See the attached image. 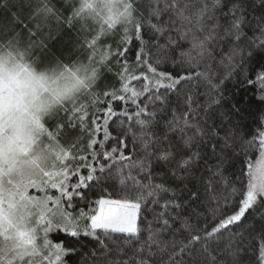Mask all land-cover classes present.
I'll return each mask as SVG.
<instances>
[{
    "label": "trees",
    "instance_id": "trees-1",
    "mask_svg": "<svg viewBox=\"0 0 264 264\" xmlns=\"http://www.w3.org/2000/svg\"><path fill=\"white\" fill-rule=\"evenodd\" d=\"M82 2L83 0H0V56L20 62L33 73L48 77L49 82L52 83V80L56 85L63 84L68 75L76 76L78 80L80 86L68 93L69 98L60 97V103L55 111H52L44 122V131L51 135L57 152L64 148L77 157L89 155L91 150H87L86 146L89 142V132L94 127L92 121L95 118L97 123L102 124L103 110L111 100L103 94L120 87L119 74L123 71L121 68L123 58L117 56V45L123 38L124 26L117 25L104 31L107 26L90 16L85 19L80 17L73 19V11L79 8ZM180 2L189 5V12L185 13L189 15L200 6L201 0ZM206 2L211 4V0ZM150 3L151 0H136L135 7L138 12L135 15H142L156 23L150 15ZM232 4L238 5L236 16L243 18L241 24L243 35L239 41H236L234 36L220 39L223 31L218 30L219 36L208 42L210 55L204 62L210 67L209 76L212 83L218 85V90L212 94L219 103L213 104L211 108L205 107L196 117L190 116V125L198 124L201 134L195 135L196 129L192 126L185 128L183 138L187 136L194 138L190 149H182L180 147L183 143L182 134L179 131L168 132L165 125L174 120L172 109H177L176 119H179L181 115L179 108L186 106L182 96L178 98L170 95L165 112L157 111L153 127L158 136L166 134L178 143L174 148H170L167 139H163L159 145L154 143L148 150L152 153L151 166L148 168L150 175L147 178L143 173L138 175L144 183L151 180L153 185L162 184L169 189L168 192L159 193L161 204L165 200L173 199V191L179 193L178 203L187 201V192L183 190L185 184L190 191L197 192L198 200L187 201L182 210L170 211L173 213L180 211L181 216L187 218L191 224L197 225L198 228L207 227L209 231L226 214H232L231 209L242 199L241 193L246 195L247 184L253 180V167L261 159L259 142L264 140V86L258 81V73H264V47L260 46L261 40H264V0H227V7L215 13L222 25L225 23L222 13L227 12ZM45 7L51 11H44ZM160 7H163V0ZM161 18L167 21L169 15L165 13ZM172 18L175 19L174 14ZM196 26V19L192 16L191 24L185 28L187 35L183 39L174 32L170 33L178 41V47L174 46L175 51L169 49L170 60L162 65L160 70L173 71V60L182 63L186 59L181 53L191 51L193 36L203 35L196 31ZM146 32L148 34H145ZM142 35L147 43L151 35L147 23L142 28ZM94 38L96 43L90 46ZM166 38L160 37L161 42H165ZM232 45L238 46V54L229 61ZM138 47L139 42L133 37L130 50L126 54L130 64ZM192 54L195 55V52ZM204 63L201 64L199 71L205 70ZM132 71L140 75L139 69L133 68ZM94 73L97 74V78ZM250 81L252 83H249ZM142 83V80L133 81L132 86L139 88ZM193 83L198 85L196 88L198 95L195 99L200 105H205L207 97L203 93L208 91L210 86L203 79ZM111 103L116 111L124 107L117 101ZM80 105L86 106L87 116L84 121L86 128L80 123V113L72 111ZM155 107L161 106L157 104ZM128 108L131 112L132 106L128 105ZM142 119H147V116ZM120 124L125 126L124 129L119 127ZM129 126L138 134L139 128L135 121H128L122 116L112 117L108 123V130L113 137L120 136L123 139L124 155L135 161L142 159L146 152L139 139L133 141L131 134L122 135L127 133ZM95 138L98 141L103 139L102 129ZM104 143L105 150L121 147L115 139H109ZM157 148L161 152L170 148L173 151V158L167 162L157 159L156 156L160 154ZM93 150L100 151L98 146H93ZM182 151L199 152L201 157L190 177L175 167L176 157ZM101 162L104 161L101 159ZM64 163L69 168H74L78 160L73 161L69 158ZM170 168L176 171V176L172 175ZM112 171L114 174L116 168ZM80 174L86 175L87 172L81 169ZM133 174H137L135 169ZM75 182L76 177L70 175L68 183ZM92 184L94 186H91L90 190H83L86 197L84 201L74 197L70 209L74 215L80 208L87 211L86 205L95 208L94 202L101 198L119 200L127 196L128 199H132L136 195L135 192L128 193L122 188L117 179ZM233 189L236 190L235 194ZM45 194L40 192L38 195L42 197ZM49 194L54 199L60 196L57 189H49ZM61 203L68 208L66 198H61ZM146 208L148 210H145ZM153 210L159 212L162 209L151 203L142 205L138 217L139 227L147 229L150 223L153 228L158 227L152 223ZM262 213L264 201H258V206L254 210H249L240 222L222 229L214 238H209L204 245L197 247L193 253L185 254L183 256L185 264H258L260 239L258 234L264 232ZM178 226L179 221L173 224L174 228ZM199 234L203 235L202 232ZM147 235V231H143L141 239H146ZM97 237L81 235L75 238L60 230L48 234V239L54 244L63 241L65 247L75 249L64 257L65 264H124V262L135 264V259L139 258H133L134 249L139 246L136 241L131 245H125L123 244L125 237L117 234L110 240L100 230H97ZM162 239L168 240L171 237L165 233ZM101 241L108 246L107 249L102 247ZM112 241H116V244ZM160 259L166 261L168 257L155 256L152 258L153 264Z\"/></svg>",
    "mask_w": 264,
    "mask_h": 264
},
{
    "label": "snow or ice",
    "instance_id": "snow-or-ice-1",
    "mask_svg": "<svg viewBox=\"0 0 264 264\" xmlns=\"http://www.w3.org/2000/svg\"><path fill=\"white\" fill-rule=\"evenodd\" d=\"M135 2L136 0H101V3L94 4L83 0L80 7L73 11V19L77 17L85 19L90 16L107 26L103 29L104 31L113 29L117 25L124 26L123 38L117 45V56L123 58L121 64L123 71L119 74L120 87L103 94L111 100L103 110L102 124L97 123L95 118L92 121L94 127L89 132V142L86 146L87 150H91L89 155L73 156L71 151L62 148L55 157V163L43 173V179L39 183L32 182L31 184V187L36 188L43 186L57 189L60 196L55 199L50 196L38 199L29 196L27 189L5 196L3 190L0 189V264H65L64 257L74 252L75 249L70 246L65 247L63 241L54 244L48 239V234L57 230L75 238L81 235L98 238L97 230H100L110 240L113 235L117 234L125 237L123 240L125 245H131L133 241H136L139 246L134 249L133 258H139L135 259V264H153L152 258L158 255L161 258L167 255L168 259L166 261L160 259L156 264H185L183 260L185 254L193 253L197 247L204 245L209 238H214L215 234L220 233L222 229L240 222L249 210H254L258 206V201H264V162H262L259 165L258 178L248 182L246 195L241 193L242 199L231 209L232 214H226L209 231L207 227L198 228L197 225L191 224L187 218L181 216L180 211L174 213L170 211V209L182 210L187 201L198 200L197 192L190 191L185 184L183 190L187 192V201L178 203L179 193L173 191V199L165 200L161 204L159 193L168 192L169 189L162 184L153 185L151 180L144 183L138 178L140 173H143L145 178L150 175L148 168L151 166L152 153L148 150L154 143L159 145L163 139H167L170 148H174L178 143L166 134L158 136L153 127L157 111L165 112L170 95L178 98L182 96L186 107L179 108L178 106L181 113L179 119H176L177 109H172L174 120L165 125L167 131H179L182 134L183 143L180 144L182 149H190L194 138L193 136L183 138L185 128L192 126L196 129L195 135L201 134L198 124L190 125V116L196 117L205 107L211 108L213 104L219 103V100L212 94L218 90V85L212 83L209 76L210 67L204 63L206 57L210 55L208 42L219 36L218 30L223 31V35L219 36L220 39L234 36V39L239 41L243 35L241 29L243 18L236 16L238 5L232 4L227 12L222 13L225 23L223 25L220 23L215 13L227 7V0H211L210 5L206 0H201L200 6L189 15H185L189 12V5L182 4L180 0H163L162 8L160 7L161 0H151L150 15L156 20V23H152L151 19L135 15L138 12ZM44 11L51 10L45 7ZM165 13L169 15L167 21L161 18ZM173 14L175 19L172 18ZM192 16L197 22L196 31L203 35L193 36L191 51L181 53L186 58L182 63L172 61L173 71L160 70L161 66L170 60L169 49L175 51L174 46L178 47V41L170 33L174 32L183 39L187 35L185 28L191 24ZM145 23L151 32L147 43L142 35ZM177 24L180 26L177 27ZM165 36L167 38L162 43L160 37ZM133 37L139 42V47L130 64L126 54L130 50ZM95 43L94 38L90 46H94ZM260 46L264 47V40H261ZM192 52H195V55ZM236 54H238V46L232 45L228 60L231 61ZM202 63H204L205 70L199 71ZM133 68L139 69L140 75H136L132 71ZM94 76L97 78L96 73ZM202 79L210 86V89L203 93L207 97L205 105H200L195 99L198 95L196 92L198 85L193 83V81ZM140 80L143 83L139 88L132 86L133 81ZM258 81L261 86H264V73H258ZM186 85H191V87H186ZM111 101L120 102L124 107L116 111ZM157 104L161 107L156 108ZM128 105L132 106L131 112ZM150 108L153 110L150 111ZM72 111L80 113V123L86 128L87 126L84 125L87 116L86 106L80 105ZM145 115L147 119H142ZM120 116L128 121H135L138 125V134L133 132L129 126L127 133H122V135L131 134L133 141L139 139L142 142L146 152L142 159L134 161L131 157L125 156L122 151L123 139L120 136L113 137L109 132V120ZM119 127L124 129L125 126L120 124ZM101 129L103 139L98 141L95 137ZM109 139H115L121 147L105 150L104 142ZM259 143L261 145L260 155L264 160V140ZM93 146H98L100 151L93 150ZM170 148L162 152L157 148L160 154L156 158L166 162L172 159L173 151ZM213 151L215 152V146H213ZM69 158L73 161L78 160L76 167L69 168L64 163ZM199 159H201L199 152L182 151L176 157V170L190 177ZM117 164L124 166L116 167ZM113 168H116L114 174ZM81 169H84L87 174L81 175ZM126 169L127 174H125ZM133 169L137 174H133ZM169 171L176 176V171L172 168ZM70 175L76 177L75 183H68ZM109 179H117L122 188L128 193L135 192L136 195L132 199H128L127 196L119 200L101 198L94 202L95 208L86 205L87 211L80 208L74 215L70 210L74 197L79 201H84L86 199L84 189L90 190L91 186H94L92 182L99 184ZM210 185L211 181H209ZM235 192L236 190L233 189V194ZM61 198H66L68 208L62 205ZM224 199L227 201V197ZM49 203L54 207H49ZM149 203L159 206L162 210L159 212L153 210L152 223L157 224L158 227L153 228L150 223L147 229H143L138 226L137 220L142 205ZM261 219H264V213L261 214ZM177 221H179V226L174 228L173 224ZM145 230L148 233L147 238L141 239V233ZM201 232L203 235L199 234ZM165 233L171 239H162ZM258 236L260 237L258 264H264V232L259 233ZM112 243L116 244V241ZM101 245L105 249L108 247L102 241ZM205 251H207L206 248Z\"/></svg>",
    "mask_w": 264,
    "mask_h": 264
},
{
    "label": "rangeland",
    "instance_id": "rangeland-1",
    "mask_svg": "<svg viewBox=\"0 0 264 264\" xmlns=\"http://www.w3.org/2000/svg\"><path fill=\"white\" fill-rule=\"evenodd\" d=\"M88 2L95 4L101 0ZM48 79L20 62L0 56V189L5 196L27 189L29 196L38 199L52 197L51 187H31L32 182L43 179L58 153L51 135L44 131V122L60 103L59 98H69L68 93L80 85L72 75L61 85ZM262 162L261 157L253 167V180L258 178ZM40 192L46 194L41 197ZM49 207L54 205L49 203Z\"/></svg>",
    "mask_w": 264,
    "mask_h": 264
}]
</instances>
